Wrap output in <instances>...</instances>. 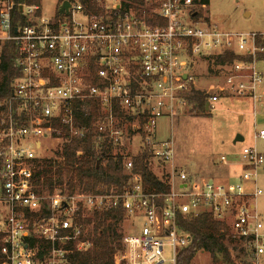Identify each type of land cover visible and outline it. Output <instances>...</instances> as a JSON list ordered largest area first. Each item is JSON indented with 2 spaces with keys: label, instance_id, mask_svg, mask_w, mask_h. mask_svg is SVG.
I'll use <instances>...</instances> for the list:
<instances>
[{
  "label": "built area",
  "instance_id": "2783aa9c",
  "mask_svg": "<svg viewBox=\"0 0 264 264\" xmlns=\"http://www.w3.org/2000/svg\"><path fill=\"white\" fill-rule=\"evenodd\" d=\"M64 1L69 7L60 11ZM205 7L204 0H58L46 17L41 3L0 0V63L12 45L19 71L0 97V264H72L76 251L92 245L88 219L119 207L140 228L123 234L116 264H178L179 250L191 240L179 216L204 212L225 222L258 264L260 189L248 190L245 182L257 180L264 153L244 146V169L233 183L197 179L175 163L173 137L158 136L159 119L173 125L191 88L207 94L209 107L228 95L264 100V33L227 30L206 19ZM227 53L235 58L217 64L219 79L198 85L204 61ZM92 128L111 149L138 143L133 154L115 153L131 173L123 189L41 185L36 171L44 159L63 163L64 145ZM255 137L264 139V129ZM139 153L162 171L168 191L146 189L133 173L131 156Z\"/></svg>",
  "mask_w": 264,
  "mask_h": 264
},
{
  "label": "trees",
  "instance_id": "16d2710c",
  "mask_svg": "<svg viewBox=\"0 0 264 264\" xmlns=\"http://www.w3.org/2000/svg\"><path fill=\"white\" fill-rule=\"evenodd\" d=\"M18 2L40 3L41 0H16ZM206 3L209 0H204ZM15 56L12 45L3 49L0 63V97L10 93L11 81L19 74L13 66ZM235 55L227 53L214 60L215 64L224 60H233ZM212 70V69H211ZM213 71V70H212ZM189 106L206 113L207 94L201 90L191 88L187 92ZM95 112L91 111L93 115ZM84 120L92 121L91 115ZM97 130L92 128L85 136L74 137L63 147L65 160L44 159L36 175L43 186L52 187L68 183L73 191L77 185L87 192H100L116 186L120 191L128 182L131 173L123 167L125 157L111 152L107 142L97 141ZM81 151L80 153H78ZM133 173H139L143 185L148 190L168 191L167 181H163L153 172L148 155L139 153L132 155ZM126 218L123 207L114 210L96 212L88 222L93 224L88 230L92 245L74 253L72 264H116L115 254L122 248L123 234L118 231L119 223ZM179 225L191 234V240L183 246L177 255L178 264H188L200 252L207 251L223 264H253L247 253L244 252L238 239L232 237L229 226L223 221L215 219L212 214L204 212L199 215H180ZM216 263V262H215ZM120 264H125L121 262Z\"/></svg>",
  "mask_w": 264,
  "mask_h": 264
},
{
  "label": "rangeland",
  "instance_id": "374dc122",
  "mask_svg": "<svg viewBox=\"0 0 264 264\" xmlns=\"http://www.w3.org/2000/svg\"><path fill=\"white\" fill-rule=\"evenodd\" d=\"M57 2L58 0H41L42 14L46 17L53 16ZM200 9V12L206 15L207 20L227 30L264 33V0H209L206 7ZM202 70L204 76L203 78L198 77V85L213 83L219 79L220 70L213 59L204 61ZM241 103L239 98L222 96L206 110V113L187 106L173 119V125L167 117L159 119L158 136L162 139L173 137L175 163L184 167L190 176L218 179L215 178V172L224 166L221 156L224 155L226 158L230 151L241 154L243 147L251 142L249 117H246L244 121L239 118ZM238 133H242L245 140L237 141L234 146L233 142L232 144L230 142L231 140L235 142ZM48 139L42 138L44 146L50 143ZM252 143L258 151L264 152L263 139H256ZM138 149V143L128 141L123 149L112 148L111 152L115 154L123 150V152L133 154ZM152 167L161 177L162 171L158 169V166L155 164ZM262 218L264 220V214ZM139 228L138 220L131 217L119 223L118 231L124 234L136 232ZM164 254L166 257L171 256L172 251L169 245L165 246ZM194 258L201 264H223L207 251H200ZM258 264H264V250L259 255Z\"/></svg>",
  "mask_w": 264,
  "mask_h": 264
},
{
  "label": "crops",
  "instance_id": "0c3cea01",
  "mask_svg": "<svg viewBox=\"0 0 264 264\" xmlns=\"http://www.w3.org/2000/svg\"><path fill=\"white\" fill-rule=\"evenodd\" d=\"M203 85H206V84H203ZM226 97H234V98H239L241 100L242 106H240L239 108V112L241 113L239 118L241 121H244L246 117H249L248 118L250 122L249 126H251L249 127V129L251 130V133H250L251 142H249L248 145L252 146L253 145L252 142L256 141V139H259L255 137L256 130L260 128L264 129V100L257 101V100H254L248 97L236 96V95H228ZM208 108L210 107L208 106ZM242 133H238L237 137L235 138V142L231 140L230 143L232 144L233 142V145L235 146L237 144V141L245 140V137ZM226 158L227 160H225V162L223 163L224 166L221 169L216 170L215 172V176H216L215 178H218V179H213V180L219 181V182H225V183H233L238 179V177L243 172L244 164L242 163L241 154H237L236 152L230 151L229 154H227ZM200 178H205V177H200ZM255 184L258 185L260 189V194L254 199V206L257 209V211L261 214V216H263L264 214V166L260 169L257 180L256 181L247 180L245 182V187L248 190H252ZM261 194H263V196H261Z\"/></svg>",
  "mask_w": 264,
  "mask_h": 264
},
{
  "label": "water",
  "instance_id": "95a60500",
  "mask_svg": "<svg viewBox=\"0 0 264 264\" xmlns=\"http://www.w3.org/2000/svg\"><path fill=\"white\" fill-rule=\"evenodd\" d=\"M68 7H69V2L64 1V3L60 7V11H63L64 9H67ZM208 106H209V103L207 102L206 109H208ZM239 138H241V137H239Z\"/></svg>",
  "mask_w": 264,
  "mask_h": 264
}]
</instances>
